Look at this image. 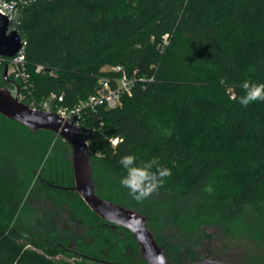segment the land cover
<instances>
[{"label": "trees", "instance_id": "1", "mask_svg": "<svg viewBox=\"0 0 264 264\" xmlns=\"http://www.w3.org/2000/svg\"><path fill=\"white\" fill-rule=\"evenodd\" d=\"M4 1L15 2L10 27L27 42L31 97L57 92L73 105L113 66L146 78L120 105L87 115L96 192L191 233L214 223L264 242V101L239 103L243 81L264 83V0ZM3 69L0 86L9 85ZM54 136L0 114V148L24 151L17 176L0 158V264H111L21 229L28 173L43 166ZM126 155L171 169L142 203L121 185Z\"/></svg>", "mask_w": 264, "mask_h": 264}, {"label": "rangeland", "instance_id": "2", "mask_svg": "<svg viewBox=\"0 0 264 264\" xmlns=\"http://www.w3.org/2000/svg\"><path fill=\"white\" fill-rule=\"evenodd\" d=\"M57 136L55 133L43 166L28 173L26 202L29 209L24 213L28 223L21 229L111 264H147L134 235L102 221L73 189L72 152ZM17 146L23 150V143ZM21 154L24 151L17 154L0 148V158L14 162L10 173L16 176L17 169L21 171ZM97 193L103 197L101 192ZM145 215L148 228L164 246L170 260L188 263L213 258L232 264H264V242L255 241L260 237L236 235L233 231L234 235L214 223L197 227L191 233L159 213Z\"/></svg>", "mask_w": 264, "mask_h": 264}, {"label": "water", "instance_id": "3", "mask_svg": "<svg viewBox=\"0 0 264 264\" xmlns=\"http://www.w3.org/2000/svg\"><path fill=\"white\" fill-rule=\"evenodd\" d=\"M9 29L8 16L0 12V54L6 57L14 56L22 46L18 31H9ZM3 76L9 85L0 86V114L32 131H53L70 143L75 181L73 189L101 219L116 227H124L133 233L147 264H232L213 258H204L188 263H177L170 260L165 254L164 248L148 228V217L145 214L101 197L96 192L89 148L80 131L62 115L32 109L27 103L21 101L18 96L17 82L8 77L7 64L4 66Z\"/></svg>", "mask_w": 264, "mask_h": 264}, {"label": "built area", "instance_id": "4", "mask_svg": "<svg viewBox=\"0 0 264 264\" xmlns=\"http://www.w3.org/2000/svg\"><path fill=\"white\" fill-rule=\"evenodd\" d=\"M15 2L0 0V12L12 19V11L15 7ZM16 30L15 27H10L9 31ZM19 33V32H18ZM22 46L20 50L11 57H6L0 54V64L8 66V77L15 82L19 81L22 85L19 86V99L27 103L32 109H39L51 113L62 115L67 121L80 131L88 148L90 145L89 136L92 132V127L87 123V115L91 112H96L100 107L115 108L121 104L123 95H131L138 81H146L145 77L137 78L128 75L123 66H113L110 70L113 74L104 75L100 78L99 86L96 91L85 99H81L73 105L64 104L65 98L63 94L51 92L42 99L31 97L33 84L30 81V73L27 69V60L25 54L26 41L21 37ZM168 40L165 37L164 44ZM46 69L43 64H37L36 71L42 72ZM53 74V71L50 72ZM153 77L149 78L152 80ZM119 139L115 138L112 143L116 145ZM90 150V149H89Z\"/></svg>", "mask_w": 264, "mask_h": 264}, {"label": "clouds", "instance_id": "5", "mask_svg": "<svg viewBox=\"0 0 264 264\" xmlns=\"http://www.w3.org/2000/svg\"><path fill=\"white\" fill-rule=\"evenodd\" d=\"M241 87L244 90V95L239 97L242 106L247 107L254 102L264 101V83L245 80L241 83ZM120 164L125 170L121 185L129 190V194L138 203H142L162 187L165 178L172 174L171 169L161 166L157 158L137 163L135 155H126L121 157ZM205 191L211 194V186H207Z\"/></svg>", "mask_w": 264, "mask_h": 264}, {"label": "flooded vegetation", "instance_id": "6", "mask_svg": "<svg viewBox=\"0 0 264 264\" xmlns=\"http://www.w3.org/2000/svg\"><path fill=\"white\" fill-rule=\"evenodd\" d=\"M108 225H110V227H114L115 229H118V228H120V227H116V226H114L113 224H111V223H108ZM159 243V242H158ZM162 247H164L163 245H162ZM165 249V248H164ZM249 261V260H248ZM233 264H237V263H233ZM252 264H253V262H252Z\"/></svg>", "mask_w": 264, "mask_h": 264}]
</instances>
